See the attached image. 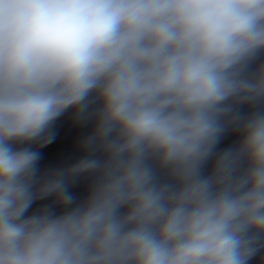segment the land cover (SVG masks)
<instances>
[{
  "label": "clouds",
  "instance_id": "9594fccd",
  "mask_svg": "<svg viewBox=\"0 0 264 264\" xmlns=\"http://www.w3.org/2000/svg\"><path fill=\"white\" fill-rule=\"evenodd\" d=\"M0 264H264V0H0Z\"/></svg>",
  "mask_w": 264,
  "mask_h": 264
}]
</instances>
